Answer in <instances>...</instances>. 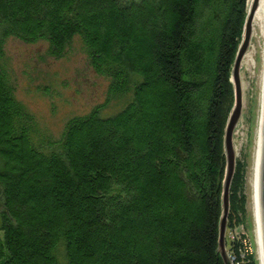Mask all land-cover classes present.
<instances>
[{"label": "trees", "instance_id": "obj_1", "mask_svg": "<svg viewBox=\"0 0 264 264\" xmlns=\"http://www.w3.org/2000/svg\"><path fill=\"white\" fill-rule=\"evenodd\" d=\"M248 0H0V264H224L218 253L230 79ZM73 35L118 112L47 135L16 98L4 40ZM226 230L246 216L235 159ZM246 236L231 264H257Z\"/></svg>", "mask_w": 264, "mask_h": 264}, {"label": "rangeland", "instance_id": "obj_2", "mask_svg": "<svg viewBox=\"0 0 264 264\" xmlns=\"http://www.w3.org/2000/svg\"><path fill=\"white\" fill-rule=\"evenodd\" d=\"M251 31L250 44L240 66L243 91L241 117L232 138L235 159H244L247 164L246 216L243 225L236 226L225 234L226 246L227 239L246 236V245L256 261L251 209V170L260 54L256 31ZM4 41L5 64L15 88L16 98L28 107L41 130L47 135L55 138L60 136L65 121L72 115H82L97 105L100 106L102 115L113 114L130 98L128 95L119 97L109 95L108 78L93 70L83 50L82 39L78 35L70 38L62 50L63 53L58 57L46 51V40L31 42L9 35Z\"/></svg>", "mask_w": 264, "mask_h": 264}, {"label": "water", "instance_id": "obj_3", "mask_svg": "<svg viewBox=\"0 0 264 264\" xmlns=\"http://www.w3.org/2000/svg\"><path fill=\"white\" fill-rule=\"evenodd\" d=\"M244 21L241 27L242 40L236 51V57L232 64L230 79L233 83L234 100L229 112L223 134V151L225 154V170L222 181L221 192V216L219 219L218 253L223 258L224 264H231L226 244V219L229 206L230 181L235 166V150L233 135L241 117L242 110V81L240 79L241 61L249 46L251 30L256 31L257 42L259 43L260 70L256 106L255 133L252 156L251 176V209L254 221L256 256L258 264H264V0H249Z\"/></svg>", "mask_w": 264, "mask_h": 264}]
</instances>
